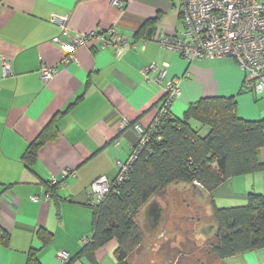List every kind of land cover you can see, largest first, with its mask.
<instances>
[{
  "label": "crops",
  "instance_id": "obj_1",
  "mask_svg": "<svg viewBox=\"0 0 264 264\" xmlns=\"http://www.w3.org/2000/svg\"><path fill=\"white\" fill-rule=\"evenodd\" d=\"M117 1L0 0V229L8 236L7 244L0 241V264H27L33 251L39 252L40 264H65L61 253L67 261L81 253L83 239L93 233L91 185L117 176L118 162L130 158L139 140L134 126L146 130L154 123L169 81H180V94L170 107L176 119L201 99L233 97L240 119L264 120V92L244 89L245 72L233 59L187 61L162 47L165 37H183V0ZM61 23L72 35L116 29L134 47L116 55L93 42L68 56L55 42L71 43ZM4 61L11 62L7 76ZM152 64L157 69L146 76ZM43 65L56 71L47 83ZM164 69L165 79L159 80ZM45 132L48 138L26 162L30 147ZM258 156L264 163V147ZM49 184L56 187L52 193ZM176 184L200 188L171 187ZM250 193L264 194V170L206 192L204 202L216 227L214 206L244 205ZM144 213L153 231L163 208L153 200ZM39 230L54 235L45 248ZM107 246L115 254L116 242ZM105 247L95 253L100 264ZM222 262L264 264V248ZM73 264L90 262L81 257Z\"/></svg>",
  "mask_w": 264,
  "mask_h": 264
},
{
  "label": "trees",
  "instance_id": "obj_2",
  "mask_svg": "<svg viewBox=\"0 0 264 264\" xmlns=\"http://www.w3.org/2000/svg\"><path fill=\"white\" fill-rule=\"evenodd\" d=\"M200 125L199 130L191 123ZM207 128L205 135L201 131ZM48 133L30 147L26 162L34 160ZM264 147V120L250 122L237 116L236 99L205 98L191 106L183 119L169 113L149 134L148 143L132 165L128 177L113 187L93 209V233L73 264L86 257L90 264H100L95 253L115 241L117 264H127L142 243V232L136 222L141 208L174 183L197 184L212 193L237 176L264 170L258 156ZM49 191H55L49 184ZM217 233L211 252L223 260L264 248V194L250 193L246 204L229 208L214 206ZM43 248L54 235L46 230L37 233ZM0 241L8 236L0 229ZM39 252L29 254L27 264H40Z\"/></svg>",
  "mask_w": 264,
  "mask_h": 264
},
{
  "label": "built area",
  "instance_id": "obj_3",
  "mask_svg": "<svg viewBox=\"0 0 264 264\" xmlns=\"http://www.w3.org/2000/svg\"><path fill=\"white\" fill-rule=\"evenodd\" d=\"M119 4V1L115 0ZM182 24L183 37L161 39L164 49L179 53L187 61L197 59L229 58L233 59L245 72L244 89L253 93L264 92V4L260 0H183ZM63 35L71 39V43H63L56 38L68 56L90 43L96 42L101 49H111L116 55L122 54L126 48L134 47L122 37L116 29L96 31L90 34L72 35L62 24ZM165 67L167 65H164ZM157 69L156 64L145 70ZM12 73L11 62H3V76ZM56 74L55 69L45 65L41 68L44 83ZM165 79V69L159 76ZM166 102L154 123L148 129L135 125L139 140L133 145L130 158L118 162V174L114 179L102 177L90 187L88 196L92 206L100 204L113 187L127 179L129 171L148 143L149 134L155 131L160 121L170 113L172 101L180 94V81L173 80L166 84ZM87 242V239L84 240ZM63 263L67 256L60 254Z\"/></svg>",
  "mask_w": 264,
  "mask_h": 264
},
{
  "label": "rangeland",
  "instance_id": "obj_4",
  "mask_svg": "<svg viewBox=\"0 0 264 264\" xmlns=\"http://www.w3.org/2000/svg\"><path fill=\"white\" fill-rule=\"evenodd\" d=\"M199 130L200 125L191 123ZM207 128L201 131L202 135ZM168 186L162 194L151 201H157L163 208L162 220L153 231L147 227L144 208L136 216L143 238L127 264H221L222 259L211 252L217 227L211 216L206 192L193 190L188 185ZM180 187V188H179ZM183 187V188H181ZM195 191V192H194ZM204 197V198H203ZM234 207L231 203L220 204L219 208ZM86 237L84 240L88 239ZM197 240V243L193 240ZM85 244V243H84ZM103 264H117L114 250L104 248Z\"/></svg>",
  "mask_w": 264,
  "mask_h": 264
},
{
  "label": "flooded vegetation",
  "instance_id": "obj_5",
  "mask_svg": "<svg viewBox=\"0 0 264 264\" xmlns=\"http://www.w3.org/2000/svg\"><path fill=\"white\" fill-rule=\"evenodd\" d=\"M153 209L155 210V209H156V207L154 206V207H153Z\"/></svg>",
  "mask_w": 264,
  "mask_h": 264
}]
</instances>
